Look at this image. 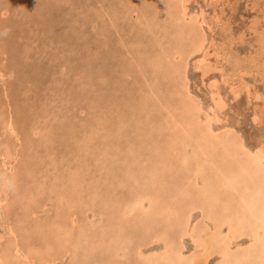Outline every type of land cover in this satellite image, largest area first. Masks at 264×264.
I'll return each instance as SVG.
<instances>
[{
    "label": "rangeland",
    "instance_id": "374dc122",
    "mask_svg": "<svg viewBox=\"0 0 264 264\" xmlns=\"http://www.w3.org/2000/svg\"><path fill=\"white\" fill-rule=\"evenodd\" d=\"M187 1L0 0V261L176 264L183 247L186 264L202 253L182 237L190 219L207 264H225L217 243L231 264H260L264 0Z\"/></svg>",
    "mask_w": 264,
    "mask_h": 264
},
{
    "label": "bare ground",
    "instance_id": "6f19581e",
    "mask_svg": "<svg viewBox=\"0 0 264 264\" xmlns=\"http://www.w3.org/2000/svg\"><path fill=\"white\" fill-rule=\"evenodd\" d=\"M188 3V1L187 0H182V2H181V4H182V8L183 9H185L186 8V4ZM181 8V9H182ZM204 24L206 25V26H208L209 28H211V26L207 23V22H204ZM205 46L206 45H204V43L203 44H200L199 46H197V49H196V51H195V53L197 54V53H202L204 50H205ZM195 53H192V54H195ZM202 55V54H201ZM205 55V53L202 55V58H201V60L198 62V64L200 65L199 67H200V69L201 68H205L206 66H208L209 65V61H208V59L206 58V56H204ZM237 64V63H236ZM202 66V67H201ZM154 87V86H153ZM235 94H239V93H235ZM197 103H199V102H197ZM223 103L225 104L226 102H224L223 101ZM192 106V107H191ZM190 107H191V110L190 111H188L189 113H196V112H198L199 111V108H200V106H199V104H193V105H191ZM219 110H220V108H218V105H216L215 107H214V112H213V114H214V116H215V119H216V121H218L219 123L221 122V118H220V115H219ZM4 111V110H3ZM213 120V122H214V119H212ZM215 124V123H214ZM208 127V126H207ZM6 129L10 132V134H11V136H15L16 135V137L15 138H19L20 137V134L16 131V127H15V124H14V121L13 120H11L10 119V121L6 124ZM172 129V128H171ZM212 129L210 128V130L208 129V131L209 132H206L205 134H204V136H209V134H210V132H212L211 131ZM8 132V133H9ZM203 134H201V136H202ZM203 136V137H204ZM212 136V135H211ZM216 136V135H215ZM189 138V137H188ZM206 138V137H205ZM209 138V137H208ZM211 138V137H210ZM207 139V138H206ZM205 140V139H204ZM18 142H19V139H18ZM206 142V141H205ZM210 142H212V141H210ZM184 144V143H183ZM207 145H208V143H207ZM261 146H263V145H261ZM202 148V147H201ZM21 152V151H20ZM20 152H19V149L17 148L16 149V153H14L13 151L11 152L10 151V147L8 148V149H6L5 150V158L6 159H8L9 161L11 160V161H13L12 163H11V169H10V171L12 172V173H16V166L17 165H14V163H16L17 161H18V158H19V155H20ZM201 152H199V154H200ZM261 154V156L263 155L264 156V147H261L260 149H259V152H258V154H255L256 155V160H257V162H259L261 159H260V157L261 156H258V155H260ZM198 155V154H197ZM207 155V154H206ZM4 158V159H5ZM200 158V157H199ZM6 161V160H5ZM221 163V162H220ZM18 164V163H17ZM5 167L7 166V163L5 162L4 164H3ZM9 165V164H8ZM260 170V169H259ZM157 172V171H156ZM259 173V172H258ZM155 176V175H154ZM0 177H5V178H3V179H6V173L5 174H3V173H1L0 174ZM230 177V176H229ZM45 178V177H44ZM3 179L1 180L2 181V184H1V187L3 186ZM194 179H196V181H195V183H196V185L194 186L195 188H206L204 185H203V183H205L204 181V177L201 175V173H200V170H198L197 171V173H196V178H194ZM10 181V180H9ZM15 181V180H14ZM166 181V180H165ZM160 182V181H159ZM220 182V181H219ZM236 183V182H235ZM7 184V183H6ZM163 184V183H162ZM194 184V183H193ZM229 184H231V183H229ZM237 184V183H236ZM165 185V184H164ZM190 185V184H189ZM207 185V184H206ZM209 186V185H208ZM231 187L232 188H234L235 187V185H234V183L232 182V185H231ZM212 188V187H211ZM218 189V188H217ZM216 189V190H217ZM3 190V191H2ZM2 190L0 191V210H3L4 211V209H5V207L8 205V191L6 190H4V188H2ZM219 190V189H218ZM203 191V190H202ZM206 192V191H205ZM200 193V192H199ZM207 193H208V191H207ZM2 195H4V198L2 197ZM247 196H249V195H247ZM232 198V197H231ZM208 199V198H207ZM206 199V200H207ZM208 203V202H207ZM248 202L247 201H245V204L246 205H248L247 204ZM211 204V203H210ZM93 205V204H92ZM251 205V204H250ZM254 207H255V209L256 208H258V211L257 212H255L256 214L254 215V216H252V217H254L256 220H257V223L255 222V225H254V231H253V243L254 244H256V243H260V245H262V247H264V200L263 199H261L259 202H258V204L257 203H255L254 205H253ZM246 207V206H245ZM254 209V210H255ZM196 211H198V210H196ZM194 212H195V210H194ZM252 212H254V211H252ZM6 214V213H5ZM193 214V213H192ZM122 215V214H121ZM92 216H94V215H92ZM238 218V217H237ZM245 218V217H244ZM243 218V219H244ZM157 219V218H156ZM211 219H213V218H211ZM241 219H242V217H241ZM242 219V220H243ZM72 220H74L73 219V217H72ZM246 220V219H245ZM211 221H215V219H213V220H211ZM74 222H76V220H74ZM73 222V223H74ZM26 224V223H25ZM245 224V223H244ZM241 224L239 223L238 225H237V228H241ZM12 227V226H11ZM214 228L216 227L215 226V224H214V226H213ZM236 227V226H235ZM18 232V231H17ZM27 232V231H26ZM196 233V231H195V226L194 225H192L191 223H190V219H187V221H186V224H185V227H184V230H183V232H182V237H189V238H191V240L194 242V244H197V247L198 248H201L202 249V253H201V255H194V256H191V257H189V258H186V264H207V260L209 259V257L212 255V252H213V245H212V248H207V247H210V238L207 236H200V237H196V238H194V234ZM18 233H16V231H15V229L14 228H11L10 230H8V232H7V235L8 236H10V237H12L13 239H14V243L16 244V249H15V251H14V253L16 254V255H20L21 253H24V252H22L23 250H22V247H21V245H20V243H19V240H18V235H17ZM21 235V234H20ZM119 235V234H118ZM3 236V235H2ZM2 236H1V238H2ZM28 236V235H27ZM230 236V235H229ZM26 240V239H25ZM233 240V237H231V242H233L232 241ZM71 242V241H70ZM243 242V241H242ZM212 243V242H211ZM32 246V245H31ZM217 247H223L222 249V255L220 256V257H222V260H224V262H225V264H231L230 263V257H229V254L227 253V251H226V247H227V243L226 244H220V243H217V245H216ZM13 247V246H12ZM21 247V248H20ZM28 248V247H27ZM72 249V248H71ZM29 250V249H28ZM27 250V251H28ZM50 250V249H49ZM73 250H74V248H73ZM138 251V250H137ZM142 252H143V250H141ZM261 251V250H260ZM260 251L259 252H255V253H253L252 255V257L253 258H255V263H256V260L260 263V264H264V254H262V253H260ZM38 254L37 252H38V250H35V249H32V250H29V253H30V255L31 254ZM49 252V251H48ZM41 253V252H40ZM50 253V252H49ZM51 254V253H50ZM21 255H23L22 257H23V259H24V262H25V264L26 263H28V264H30V255L28 254H21ZM47 255V257L49 256L48 254H46ZM250 255V254H249ZM248 255V256H249ZM41 256V260H42V262L44 263V264H49V262L50 261H48V258L46 257V256H42V255H40ZM147 256V255H146ZM18 257H20V259H21V256H18ZM17 258V257H16ZM155 258V257H154ZM176 264H180L179 262H181V261H183L184 260V254H183V247L180 249L179 248V251H177V256H176ZM163 259V258H162ZM143 260V259H142ZM252 260V259H251ZM54 261V260H53ZM77 261V260H76ZM83 261V260H82ZM1 262V264H8L7 263V260H5L4 258L0 261ZM146 262V261H145ZM162 262V261H161ZM252 263H254V259L251 261ZM155 263V262H154ZM251 263V264H252ZM13 264H15V263H13ZM118 264V263H117ZM143 264V263H142ZM249 264V263H248Z\"/></svg>",
    "mask_w": 264,
    "mask_h": 264
},
{
    "label": "clouds",
    "instance_id": "9594fccd",
    "mask_svg": "<svg viewBox=\"0 0 264 264\" xmlns=\"http://www.w3.org/2000/svg\"><path fill=\"white\" fill-rule=\"evenodd\" d=\"M7 35V30H4L3 32H0V36ZM7 188L9 191H13L15 188V185L12 181H8Z\"/></svg>",
    "mask_w": 264,
    "mask_h": 264
}]
</instances>
